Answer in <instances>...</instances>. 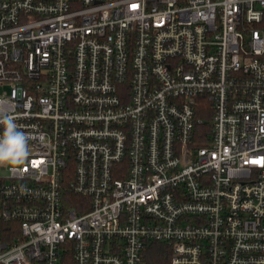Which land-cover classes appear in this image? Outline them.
I'll use <instances>...</instances> for the list:
<instances>
[{
	"label": "built area",
	"instance_id": "obj_1",
	"mask_svg": "<svg viewBox=\"0 0 264 264\" xmlns=\"http://www.w3.org/2000/svg\"><path fill=\"white\" fill-rule=\"evenodd\" d=\"M0 89V264H264V0H0Z\"/></svg>",
	"mask_w": 264,
	"mask_h": 264
},
{
	"label": "clouds",
	"instance_id": "obj_2",
	"mask_svg": "<svg viewBox=\"0 0 264 264\" xmlns=\"http://www.w3.org/2000/svg\"><path fill=\"white\" fill-rule=\"evenodd\" d=\"M0 126H3L0 134V164L12 165L15 171V166L22 165L29 156L28 137L18 129L11 115L0 116Z\"/></svg>",
	"mask_w": 264,
	"mask_h": 264
},
{
	"label": "trees",
	"instance_id": "obj_3",
	"mask_svg": "<svg viewBox=\"0 0 264 264\" xmlns=\"http://www.w3.org/2000/svg\"><path fill=\"white\" fill-rule=\"evenodd\" d=\"M210 106H206V108H200L199 117L203 120V123L199 126L200 132H210L211 130V120H212V111L210 112ZM161 251L155 250L154 256L159 259Z\"/></svg>",
	"mask_w": 264,
	"mask_h": 264
},
{
	"label": "rangeland",
	"instance_id": "obj_4",
	"mask_svg": "<svg viewBox=\"0 0 264 264\" xmlns=\"http://www.w3.org/2000/svg\"><path fill=\"white\" fill-rule=\"evenodd\" d=\"M1 90V89H0ZM4 174H6V171L5 170H2L1 168H0V175H4Z\"/></svg>",
	"mask_w": 264,
	"mask_h": 264
}]
</instances>
